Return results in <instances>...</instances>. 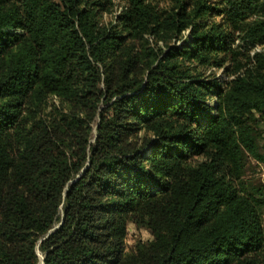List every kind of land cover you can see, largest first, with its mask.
Returning a JSON list of instances; mask_svg holds the SVG:
<instances>
[{"label": "trees", "instance_id": "trees-1", "mask_svg": "<svg viewBox=\"0 0 264 264\" xmlns=\"http://www.w3.org/2000/svg\"><path fill=\"white\" fill-rule=\"evenodd\" d=\"M121 1L0 0V264H264V0Z\"/></svg>", "mask_w": 264, "mask_h": 264}, {"label": "rangeland", "instance_id": "rangeland-1", "mask_svg": "<svg viewBox=\"0 0 264 264\" xmlns=\"http://www.w3.org/2000/svg\"><path fill=\"white\" fill-rule=\"evenodd\" d=\"M113 1V9H112V14L108 17H106V20H109L114 14H118L123 2L121 0H112ZM217 75L220 76L221 73L217 72ZM56 104V103H55ZM95 129V128H94ZM260 132L262 133L260 141L262 144H264V124L261 125ZM95 134V131L93 132V135ZM255 183L264 185V168L259 166L257 170V174L254 176ZM150 241H152V237L149 234L148 231L142 229V228H137L133 224H128L127 226V231H126V237L124 240V247H125V252L129 253L131 252L137 244H148ZM39 263L41 264V261L43 260V256L40 252L37 253Z\"/></svg>", "mask_w": 264, "mask_h": 264}, {"label": "water", "instance_id": "water-1", "mask_svg": "<svg viewBox=\"0 0 264 264\" xmlns=\"http://www.w3.org/2000/svg\"><path fill=\"white\" fill-rule=\"evenodd\" d=\"M41 264H42V261H41Z\"/></svg>", "mask_w": 264, "mask_h": 264}]
</instances>
